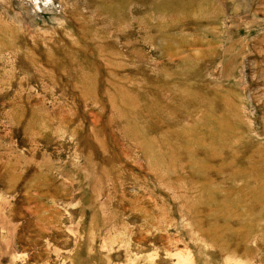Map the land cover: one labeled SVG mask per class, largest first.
<instances>
[{"label":"rangeland","instance_id":"rangeland-1","mask_svg":"<svg viewBox=\"0 0 264 264\" xmlns=\"http://www.w3.org/2000/svg\"><path fill=\"white\" fill-rule=\"evenodd\" d=\"M0 264H264V0H0Z\"/></svg>","mask_w":264,"mask_h":264}]
</instances>
